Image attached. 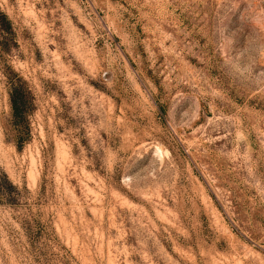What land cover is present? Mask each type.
Instances as JSON below:
<instances>
[{
	"label": "rangeland",
	"instance_id": "374dc122",
	"mask_svg": "<svg viewBox=\"0 0 264 264\" xmlns=\"http://www.w3.org/2000/svg\"><path fill=\"white\" fill-rule=\"evenodd\" d=\"M0 264H264V0H0Z\"/></svg>",
	"mask_w": 264,
	"mask_h": 264
},
{
	"label": "trees",
	"instance_id": "16d2710c",
	"mask_svg": "<svg viewBox=\"0 0 264 264\" xmlns=\"http://www.w3.org/2000/svg\"><path fill=\"white\" fill-rule=\"evenodd\" d=\"M16 28L0 7V69L7 89L10 106V127L17 149L29 136V115L35 108V97L27 82L9 64V58L17 52ZM22 190L7 175L0 172V205L18 206Z\"/></svg>",
	"mask_w": 264,
	"mask_h": 264
}]
</instances>
